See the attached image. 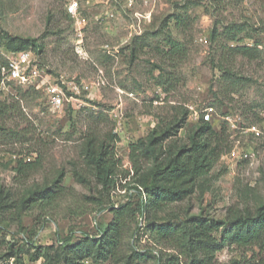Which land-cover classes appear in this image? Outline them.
<instances>
[{
	"label": "rangeland",
	"instance_id": "374dc122",
	"mask_svg": "<svg viewBox=\"0 0 264 264\" xmlns=\"http://www.w3.org/2000/svg\"><path fill=\"white\" fill-rule=\"evenodd\" d=\"M78 1L87 21L82 37L66 0H0V63L7 64L11 52L8 36L37 39L43 48L32 50L42 74L62 85L67 98L63 108L51 107L41 78L40 85L0 83L1 264H43V257L35 259L38 252L56 251L68 236L99 235L120 206L130 229L121 254L147 253L136 264L173 258L181 264H264V246L238 244L222 228L211 236L223 247L209 259L185 230L196 218L222 221L264 208V136L244 132L264 113V0ZM247 39L259 49L250 59L231 50ZM192 106L211 108L208 122L227 146L219 156L196 154L206 173L178 183L188 188L182 199L141 216L134 187L156 165L185 158L195 144L204 119ZM117 111L126 122L120 134ZM228 115L238 129L228 126ZM180 121L175 134L153 145L159 160L145 154L154 138ZM90 140L111 150L115 184L96 178L86 155ZM20 159L34 165L20 173ZM44 189L53 196L40 198ZM154 224L176 225L178 239L159 242Z\"/></svg>",
	"mask_w": 264,
	"mask_h": 264
},
{
	"label": "trees",
	"instance_id": "16d2710c",
	"mask_svg": "<svg viewBox=\"0 0 264 264\" xmlns=\"http://www.w3.org/2000/svg\"><path fill=\"white\" fill-rule=\"evenodd\" d=\"M7 49L11 52L32 49L40 52L43 48L42 44L38 43L35 38H24L21 36H8L5 43ZM176 46L172 45L170 55H175L177 52ZM234 53L240 54L246 58L256 57L259 53L257 46L239 45L231 49ZM7 66L5 62L0 63V82L2 79L3 67ZM182 121L170 127L162 136L154 138L150 144L146 146L145 154L152 156L154 159L159 160L160 156L153 148V145L161 142L166 137L175 134L181 127ZM223 132V131H222ZM225 134V133H223ZM215 130L211 122L202 121L196 130L194 136L195 144L187 150L185 158H176L169 162L168 166L164 168L156 165L155 168L149 172L142 186H135L140 198L139 214L142 216L149 207L155 208L161 205L162 202H174L182 199L188 188L177 187L178 183L191 174L194 176H201L206 173V166L198 163L196 154H206L219 156L227 146L224 138L221 137ZM199 138H203L200 142ZM111 150L108 146L101 144L97 145L95 141L90 140L86 147V155L88 160L92 163L95 170L96 178L104 185L110 186L116 183V165L117 163L109 157ZM182 155V154H181ZM136 157V156H135ZM136 161V158H134ZM184 161L183 163L181 161ZM34 165V162L25 163L19 160L18 172L23 173ZM28 167V168H27ZM139 171V169H137ZM164 180L159 184L156 177ZM144 190V191H143ZM144 193L148 194V199H144ZM53 192L47 189L39 191L40 198H51ZM3 202V198L0 199ZM6 207L1 204L0 209ZM114 212L113 220L106 228L100 230L99 235L85 234L83 238L75 239L73 236L60 240V248L56 251L50 249L41 250L36 254V258L43 257V264H84L85 259H91L96 264H103L105 261H113L116 264H136L137 260L146 256L147 253L134 250L131 254L122 255L121 246L124 241V235L130 229L125 222L124 207H113ZM196 222L192 227H186L185 230L189 235V240H194L197 237L198 247L206 254L209 259L214 251L223 247L222 243H218L211 234L215 230L222 228V232L231 236L234 242L238 244H257L264 246V208H260L256 213L242 214L235 213L228 217L227 220H207L203 218H196ZM151 232L156 233V239L161 242L162 240L172 239L174 236L178 239L179 228L176 225L168 224H154L151 226ZM208 237L210 241L202 239ZM191 246V244H190ZM3 256L0 257V264L2 263ZM167 264H181L178 259L171 260Z\"/></svg>",
	"mask_w": 264,
	"mask_h": 264
},
{
	"label": "built area",
	"instance_id": "2783aa9c",
	"mask_svg": "<svg viewBox=\"0 0 264 264\" xmlns=\"http://www.w3.org/2000/svg\"><path fill=\"white\" fill-rule=\"evenodd\" d=\"M65 11L67 15L71 18L74 27L76 28L79 37L82 35L84 28L87 26V21L82 16L81 6L78 0H66ZM82 37V36H81ZM245 42V41H244ZM247 43H239V45L254 46V42H250L247 39ZM78 43H81L79 40ZM234 45V44H232ZM80 54L82 52V47L77 49ZM41 85H44L48 95L49 104L54 109H61L64 107L66 102V93L62 85L56 81H52L47 75H43L41 68L39 66V61L37 60V54L32 49L20 50L10 52L7 60V66L2 73L1 86L10 87V82L15 81L20 85H40L38 84L39 79ZM93 87V86H92ZM191 110H194V114H200L204 121L208 122L211 119V108H206L204 110H195L192 106ZM116 128L115 133L120 134L125 127L124 116L118 111L114 114ZM225 120L228 122V126L235 130L238 129V120L233 116H226ZM232 130V129H231ZM250 131L257 136H264V113L261 114V121L259 124H254L244 132Z\"/></svg>",
	"mask_w": 264,
	"mask_h": 264
}]
</instances>
